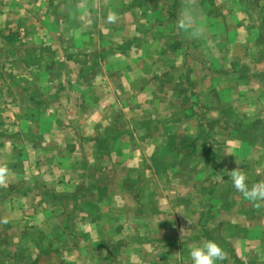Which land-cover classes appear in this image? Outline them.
I'll list each match as a JSON object with an SVG mask.
<instances>
[{
	"label": "crops",
	"instance_id": "crops-1",
	"mask_svg": "<svg viewBox=\"0 0 264 264\" xmlns=\"http://www.w3.org/2000/svg\"><path fill=\"white\" fill-rule=\"evenodd\" d=\"M176 3L173 0H0V26H6L0 28V41L7 43L6 49H11L15 55L13 42L43 40L50 35L58 40V74L71 78L68 84L63 82L59 87L64 90L68 89L67 86L72 90L82 87L85 90L82 102L86 109L84 115L81 112L82 118L90 122L101 114L100 119L92 122L95 126L97 121L108 119L107 111L104 113L108 108L106 105H114V108H118L116 104L121 107L130 105L127 109L132 114L138 113V117L141 112L136 108L148 104L146 95L149 94L150 104L160 105L158 116L151 117V121H165L170 131L174 99L183 90L184 138H198V141L179 145L182 155L176 158L161 155L167 158L164 162L166 168L152 169L150 182L156 184L154 189L139 188L138 191L139 178H134L135 192L128 194L133 203L118 208L103 205L107 208L103 209L101 225L96 223L97 213L94 211L98 210H88L89 221L81 229L89 235L81 239L85 244L81 243L82 252H78L83 253L86 249L82 260L87 258L88 264H111L113 248L115 252L120 251L113 263L192 264L189 250L207 240L217 241L225 250L226 259L222 264H264V207L257 208L244 198L233 187L230 178L231 171L235 170L247 175L249 187L264 182V116L256 117L251 125L248 116L252 113L249 106H264V79L254 81L256 72L249 66L240 71L239 57L234 54L232 43H227L230 47H220V43L215 41L213 47L200 51L198 56L201 59L191 52L193 42L196 44L201 40L209 44L207 37H199L197 33L202 32V26L211 23L216 26L212 19L220 13L218 8L222 0L219 4H215V0L183 3L184 6L193 5L199 16H190V20L184 21L182 48H170L168 41L169 47L164 49L157 34H152L150 41L144 33L145 26H158L168 15V9L175 8ZM235 5L239 9L248 8L239 1ZM109 16H114L115 21L110 23ZM185 30L187 34L191 30L196 31V36L193 39L185 37ZM20 33L25 35L20 37ZM254 54L245 50L247 57ZM61 56L64 57L62 62ZM159 56L166 57V60ZM83 57L87 58L84 63ZM169 58H173L170 63ZM144 61H147L146 69ZM169 66H182V77L172 79ZM260 73L264 75V71ZM6 75L9 76L8 73ZM115 87L137 90L130 95L127 92L128 96L134 94L127 101L128 97L120 98L121 92L117 95ZM198 87L201 91L196 92L194 89ZM160 88H164V96L158 94ZM240 88L243 89L242 94L234 96L232 90ZM255 90L260 92L256 94ZM144 94L145 99L142 98ZM70 95H74L73 92ZM186 95L188 102L185 101ZM79 99L78 93L74 105H82ZM236 101L247 103V114H241L247 116V125L241 118L245 131L239 128L240 108L236 106L235 110L233 107ZM104 102L108 104L102 107ZM161 104L166 105L163 107ZM162 108L167 112L163 114ZM211 108L217 111L219 119L206 116ZM187 121L189 126H186ZM256 121L262 125L257 126ZM169 131L162 137L151 134L152 143L145 148L139 145L133 152L160 156L172 148ZM80 149L76 154L82 152L81 146ZM195 152L198 156L190 158L189 153ZM203 153H207V158ZM170 171L174 175H167ZM118 195H113V198L119 197L118 200L123 202L124 195ZM66 197L65 192L58 194V200ZM89 197L88 194L84 198ZM73 198L82 197L72 194ZM76 228L77 231L80 229L78 225ZM78 245L72 251L78 249ZM0 264L9 262L3 260ZM74 264H81L78 258Z\"/></svg>",
	"mask_w": 264,
	"mask_h": 264
},
{
	"label": "rangeland",
	"instance_id": "rangeland-1",
	"mask_svg": "<svg viewBox=\"0 0 264 264\" xmlns=\"http://www.w3.org/2000/svg\"><path fill=\"white\" fill-rule=\"evenodd\" d=\"M173 1L177 2L175 8L168 9L165 20L156 27H153L154 24L146 25L144 31L150 41L151 35L157 34L163 41L164 49L169 47L168 41L170 48H182V25L187 19L190 20V16L198 15L193 5L184 6L183 3H209L210 0ZM236 1L248 8H235ZM219 2L220 0H215V4ZM218 10L220 13L212 19L217 27L212 23L202 26V32L197 35L207 37L209 44L201 40L196 41V44L193 42L191 52L201 59L198 56L200 51L210 49L215 41L220 43V47H230L227 43H232L231 48H235L234 54L239 57L237 62L240 71L249 66L256 72L254 81H263L264 75L260 72L264 71V0H222ZM19 35L22 37L25 34ZM184 35L193 39L196 31L191 30L187 34L185 30ZM6 45L5 41H0V165L8 169L7 180L0 184V261L7 260L9 264H74L75 258H78L81 264H88L87 258L82 260V256L87 253L86 249L85 252L78 253L82 252L80 245L85 244L81 239L89 235L85 229H81V226H86L89 221L88 210H98L94 211L97 213L96 223L101 225L103 209L107 208L103 205L110 204L111 208L129 206L133 202L128 194L135 192V179L139 178L138 191L139 188L154 189L156 184L150 182L152 169L166 168L164 162L167 158L161 155L176 158L182 155L179 145L198 141V138H184L186 127L182 120V108L185 106L183 90L179 88L182 91L174 99V118L171 120L170 131L165 121H151V117L158 116L156 113L160 110V105L150 104L149 94L146 95L148 104L136 108L141 112L138 117V113L132 114L127 109L130 105L123 104L121 107L116 104L118 108H114V105L109 106L104 102L102 107H108L104 113L107 111L105 114L109 117L105 121H97L95 126L93 123L101 118V114L90 122L82 118L86 109L82 102L85 90H82V87H79V90H72L70 86L65 90L59 87L63 82L68 84L71 78L66 74H58V40L52 39L50 35L43 40L13 42L16 47L15 55L11 49H6ZM170 48L169 51H172ZM245 50L255 54L247 57ZM159 57L166 60V57ZM59 59L62 62L64 57ZM86 59L83 57L82 62ZM172 61L173 58H169V63ZM144 63L146 69L147 61ZM168 70L173 79L182 77L184 68L169 66ZM72 71L74 72L73 67ZM195 78L197 79V76ZM116 87L114 90L117 95L121 92L120 98L128 97L127 101L134 97V94L128 96L127 92L130 95L137 90L124 89L125 87L119 90ZM200 89L198 87L194 90L198 92ZM242 90L240 88L232 91L234 96H237L235 94L241 95ZM70 92L74 95H70ZM110 92L112 93V90ZM259 92L260 90H255L256 94ZM78 93V102L82 105L77 106L74 102L78 99ZM158 94L164 96V88H160ZM142 98H146L145 94ZM185 98L188 102L187 95ZM161 105L164 107L166 104ZM245 105L247 103L236 101L233 106L235 110L236 106L240 108L238 122L241 131L246 129L242 126L241 118L247 125V116H241L247 114ZM249 107L252 109V113L248 114L251 125L256 117L264 116V106ZM170 108L172 111V106ZM162 109L163 114L167 112L165 108ZM206 116L209 119H219L217 111L212 108ZM189 123L187 121L186 126H189ZM231 124L234 126L233 122ZM255 124L261 126L262 122L256 121ZM194 125H197L196 121ZM168 131L171 134L170 150H165L155 157L153 153L133 152L139 145L144 148L150 145L151 134L162 137L166 136ZM80 146L82 152L76 154L81 150ZM193 155L198 156L196 152L189 153L190 158ZM204 155L207 158V153ZM201 156L203 157L202 154ZM171 173L170 171L167 175L170 176ZM144 183L149 184L146 186ZM158 188L161 189V186ZM61 192L67 194L64 200H58V194ZM120 193L124 195L123 202L118 200L119 197L113 198V195L119 196ZM72 194L82 198L72 199ZM88 194L90 197L84 198ZM77 225L80 228L78 231ZM77 244L79 251L77 248L72 251ZM58 250L61 253L59 255ZM113 252L114 248L111 251V264H118V261H113L118 258L120 251ZM6 256L12 259H7Z\"/></svg>",
	"mask_w": 264,
	"mask_h": 264
},
{
	"label": "clouds",
	"instance_id": "clouds-1",
	"mask_svg": "<svg viewBox=\"0 0 264 264\" xmlns=\"http://www.w3.org/2000/svg\"><path fill=\"white\" fill-rule=\"evenodd\" d=\"M109 22H114L115 17L109 16ZM200 33L198 32L197 35ZM8 177L6 166L0 165V184H3ZM230 178L233 187L241 193L244 198L253 202L257 208L264 207V182H259L251 187L247 183V175L242 171H231ZM189 257L192 264H218L226 259V252L215 240H207L202 244L192 247L189 250Z\"/></svg>",
	"mask_w": 264,
	"mask_h": 264
}]
</instances>
